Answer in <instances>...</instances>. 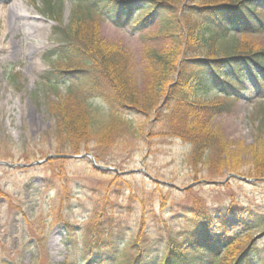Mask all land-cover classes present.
Returning a JSON list of instances; mask_svg holds the SVG:
<instances>
[{
    "label": "rangeland",
    "instance_id": "obj_1",
    "mask_svg": "<svg viewBox=\"0 0 264 264\" xmlns=\"http://www.w3.org/2000/svg\"><path fill=\"white\" fill-rule=\"evenodd\" d=\"M49 1L59 7V0ZM60 1L62 11L58 16L62 25L76 29L74 44L78 42L85 51L88 50L90 59L95 58L96 47L117 52L127 61L131 80L141 87L147 74L146 54L165 47L153 41L155 30L139 32L131 26L121 29L112 18L101 15L82 16L83 19L78 21L70 1ZM260 3L264 5V2ZM14 7L16 12L11 13ZM53 16L45 9L43 0H0V264H65L68 259L78 261L81 252L67 249L66 231L61 223L69 217L75 225L88 224L91 213L100 209L108 197L118 207L115 218L130 228L119 248L118 258L121 261L133 258L135 252L130 244L138 235L144 217L151 235L156 237L160 231L163 233L171 218L164 204L169 205L173 197L180 199L184 191L190 193L191 199L206 202L215 210L235 204L264 213V184H256L245 175L251 168L247 147L254 143L258 121L264 117V110L260 109L264 100L255 98L259 94L255 93L251 101L233 106H223V98L207 103L209 106L222 105L219 112L206 119L207 129L212 136L224 135L231 148L236 145L243 147L239 159L244 175L229 171L221 179L220 167H214L218 177L212 180L206 168L199 166L194 169L190 161L192 144L170 134L171 125L167 123L166 115L163 122L156 123L152 129H145L149 133L147 138H142L133 130L120 136L125 127L116 123L113 127L120 128L116 142L113 145L98 144L96 138L89 139L88 130L98 131L108 123L111 111L107 103L100 99L88 100L77 90L71 94L66 92V87H71L73 83L67 79L54 92L56 89L52 90V84L44 78L49 72L59 74L60 70H70L69 65L73 68L81 66L80 59L76 58L81 50L75 52L74 60L48 57L60 45L54 35L57 20ZM233 41L235 52L264 53L263 34L247 35L237 31ZM170 44V50L178 45ZM184 50L194 58L209 54L220 57L230 51L221 47L220 42L205 45L195 41H191ZM58 105L60 109L66 107L69 112L73 109V115L84 124L81 126L83 136L78 152L67 148L68 143H64L63 131L72 117L64 112L59 119V114L54 113ZM84 109H88V113ZM85 120L91 121L90 129L85 126ZM177 120L174 125H177ZM135 121V127L139 128L142 121ZM85 154L91 155L98 165L121 173H135L120 175L122 178L117 179L112 171L95 170L87 157L67 159L59 165L36 164L48 156L82 157ZM56 172L62 177H56ZM143 172L151 175L160 185L147 179ZM211 182L218 183L213 185ZM131 189L141 193L147 207L155 206L152 209L155 213H151L150 208L143 209L142 202L138 200L133 202L129 211ZM150 200L153 201L148 204ZM158 218L161 229L156 225ZM245 228L240 226L238 229L242 233ZM263 231L264 227L246 230L234 242L226 257L238 256L239 250L249 245L250 239L264 251ZM174 234L182 232L177 228Z\"/></svg>",
    "mask_w": 264,
    "mask_h": 264
},
{
    "label": "trees",
    "instance_id": "obj_2",
    "mask_svg": "<svg viewBox=\"0 0 264 264\" xmlns=\"http://www.w3.org/2000/svg\"><path fill=\"white\" fill-rule=\"evenodd\" d=\"M69 1L75 20L83 19L82 16H105L112 18L121 29L131 26L139 32L155 30L151 33L153 41L165 45L163 50L146 54V79L139 87L138 82L131 80L124 57L113 50L96 47V56L90 59L88 50L85 51L78 42L74 44L76 29L60 22L58 15L62 11V2L59 0V8L51 1L43 0L45 9L57 20L54 35L60 43L48 57L74 60L75 52L81 50L80 56L76 57L80 59L81 66L73 68L69 65L70 70H60L59 74L49 72L44 76L45 80L52 84V90L56 89L54 92L66 79L73 81L71 87H66V92L71 94L77 90L88 100H103L111 111L103 128L95 132L88 130L89 139L96 138L98 144L113 145L120 133V128L113 127L116 123L125 127L120 136L133 130L142 138H147L149 133L145 129H152L156 123L163 122L166 115L167 123L171 125L170 134L192 144L190 161L194 169L199 166L206 168L212 180L218 177L214 167H220L221 179L229 171L242 174L239 155L243 147L236 145L231 148L222 134L212 136L206 119L219 112L223 104L233 106L251 101L255 93L259 94L255 98L264 100V53L233 51V36L237 31L247 35H264V5L260 3L264 0ZM191 41L205 45L220 42L221 47L230 51L220 57L209 54L194 58L184 50ZM170 42L178 44L176 49H169ZM217 98H223L225 102L222 105L207 104ZM260 109L264 110V105ZM84 111L88 113V109ZM64 112L72 117L63 131L64 143H68L67 148L78 152L83 136L81 126L84 124L73 115V109L69 112L66 107L60 109L58 105L54 113L59 114L57 117L61 119ZM137 119L142 121L139 128L135 127ZM176 119L177 125H174ZM90 122L84 121L88 129L91 128ZM257 126L254 143L247 147L251 168L245 175L256 184H264V117L259 119ZM65 161L53 159L45 165H59ZM55 174L62 177L60 173ZM118 178L122 177L118 175ZM140 194L131 189L129 211L135 200L142 202L143 209L152 210L155 207H147ZM189 194L184 191L180 199L173 197L169 205L164 204L171 218L163 233L159 232L160 235L154 237L149 233L144 217L138 235L130 244L135 254L132 259L124 258L122 261L118 252L130 228L115 218L118 207L108 200L109 197L100 209L91 213L88 224L75 225L66 216L68 218L61 223L66 231L65 245L67 249L80 250L81 259H68L65 264H264V251L252 239L249 245L239 250L238 256L226 257L234 242L246 230L264 227V213L235 204L215 210L206 202L191 199ZM161 198L165 201L164 196ZM120 209L126 208L122 206ZM150 212L155 213L154 210ZM159 222L158 218L156 225L161 229ZM240 226L246 227L242 233L238 229ZM177 228L182 234H174ZM262 234L264 236V231Z\"/></svg>",
    "mask_w": 264,
    "mask_h": 264
},
{
    "label": "water",
    "instance_id": "obj_3",
    "mask_svg": "<svg viewBox=\"0 0 264 264\" xmlns=\"http://www.w3.org/2000/svg\"><path fill=\"white\" fill-rule=\"evenodd\" d=\"M85 157H87L89 160H90V163L92 164V166L94 167V169L96 170H99V171H103V172H107V171H112L114 172L115 174H119V175H124V176H129V174H132V173H135V171H129V172H119L115 169H112L110 167H104L102 165H98L97 163H95V160L94 158L91 156V155H88V154H85V156H82V157H72V156H61V155H53V156H48L47 159L43 160L42 162H38L36 163L37 165H42L43 163L49 161V160H53V159H61V160H64V159H74V158H81V159H85ZM144 173V172H143ZM146 176L149 178V179H153L151 176H149L148 174H146ZM218 182H211V184L215 185L217 184Z\"/></svg>",
    "mask_w": 264,
    "mask_h": 264
},
{
    "label": "bare ground",
    "instance_id": "obj_4",
    "mask_svg": "<svg viewBox=\"0 0 264 264\" xmlns=\"http://www.w3.org/2000/svg\"><path fill=\"white\" fill-rule=\"evenodd\" d=\"M14 12H16V8L15 7L11 8V13H14Z\"/></svg>",
    "mask_w": 264,
    "mask_h": 264
}]
</instances>
